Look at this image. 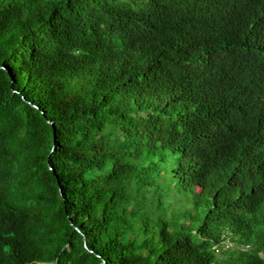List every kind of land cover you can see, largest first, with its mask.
Masks as SVG:
<instances>
[{
  "label": "trees",
  "instance_id": "obj_1",
  "mask_svg": "<svg viewBox=\"0 0 264 264\" xmlns=\"http://www.w3.org/2000/svg\"><path fill=\"white\" fill-rule=\"evenodd\" d=\"M40 263L264 264V0H0V264Z\"/></svg>",
  "mask_w": 264,
  "mask_h": 264
},
{
  "label": "rangeland",
  "instance_id": "obj_2",
  "mask_svg": "<svg viewBox=\"0 0 264 264\" xmlns=\"http://www.w3.org/2000/svg\"><path fill=\"white\" fill-rule=\"evenodd\" d=\"M169 196H170V199L173 203V207L175 210H178V209H184V208H190L191 207V203L190 201H192L193 199V194L191 193H187V192H184V191H180L176 188V186H172L169 188ZM231 243H227V246H230ZM43 264V263H41Z\"/></svg>",
  "mask_w": 264,
  "mask_h": 264
},
{
  "label": "clouds",
  "instance_id": "obj_3",
  "mask_svg": "<svg viewBox=\"0 0 264 264\" xmlns=\"http://www.w3.org/2000/svg\"><path fill=\"white\" fill-rule=\"evenodd\" d=\"M75 54H77V55H79V53L77 52V53H75ZM41 264V263H40ZM43 264H46V263H43Z\"/></svg>",
  "mask_w": 264,
  "mask_h": 264
},
{
  "label": "built area",
  "instance_id": "obj_4",
  "mask_svg": "<svg viewBox=\"0 0 264 264\" xmlns=\"http://www.w3.org/2000/svg\"><path fill=\"white\" fill-rule=\"evenodd\" d=\"M227 245V244H226Z\"/></svg>",
  "mask_w": 264,
  "mask_h": 264
}]
</instances>
